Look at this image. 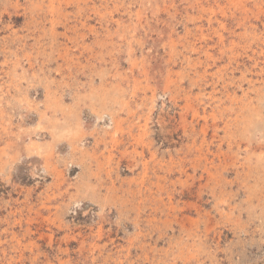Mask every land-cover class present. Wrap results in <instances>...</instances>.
<instances>
[{
	"label": "rangeland",
	"instance_id": "1",
	"mask_svg": "<svg viewBox=\"0 0 264 264\" xmlns=\"http://www.w3.org/2000/svg\"><path fill=\"white\" fill-rule=\"evenodd\" d=\"M0 264H264V0H0Z\"/></svg>",
	"mask_w": 264,
	"mask_h": 264
},
{
	"label": "bare ground",
	"instance_id": "2",
	"mask_svg": "<svg viewBox=\"0 0 264 264\" xmlns=\"http://www.w3.org/2000/svg\"><path fill=\"white\" fill-rule=\"evenodd\" d=\"M203 7V6H202ZM212 18V17H211ZM202 29V28H201ZM203 36H205V34H204V32L202 31V33H201ZM219 37L222 39V34H221V32H220V35H219ZM195 43V42H194ZM200 46V45H199ZM198 50V49H197ZM148 132V131H147ZM65 133V132H64ZM72 136V135H71ZM73 146V145H72ZM83 147V146H82Z\"/></svg>",
	"mask_w": 264,
	"mask_h": 264
}]
</instances>
